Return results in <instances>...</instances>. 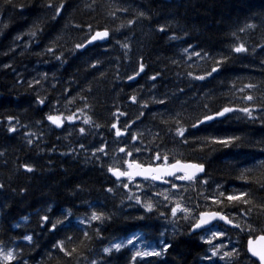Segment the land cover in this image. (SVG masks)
Instances as JSON below:
<instances>
[{
  "label": "trees",
  "instance_id": "trees-1",
  "mask_svg": "<svg viewBox=\"0 0 264 264\" xmlns=\"http://www.w3.org/2000/svg\"><path fill=\"white\" fill-rule=\"evenodd\" d=\"M49 3L64 4L60 15L47 7ZM139 13H144L143 17ZM130 19L132 24H128ZM248 19H255L258 27L238 31ZM89 25L93 32L107 27L114 33L112 42L78 52L74 45L90 35ZM159 26L166 27V35L155 30ZM32 32L36 36H31ZM171 36L177 39L170 40ZM233 41L245 43L249 51L230 53ZM124 43L127 49L121 47ZM261 46L264 0H0V183L5 185L0 192L4 204L0 210V240L8 243L10 238L25 233L33 235L30 247L28 241L15 240L29 257L28 264H91L92 260L97 264H210L202 259L208 245L202 242L201 234L190 235L188 225L199 210L212 208L241 224L242 230L225 228L227 234L220 239L224 246L226 238L236 242L237 264H256L247 253L246 239L249 233H264V214L253 206L251 214L246 215L243 210L249 205L227 202L226 196L244 191L251 193L245 198L253 205L264 201V120L252 121L240 114L196 129L191 125L205 114L204 105L209 109L250 106L254 115L264 116L259 111L264 105ZM48 47L54 48L55 55L46 51ZM205 52L223 53L229 61L223 72L200 81L195 77L210 72L214 60L219 59L204 56ZM61 54L64 63L55 58ZM97 59L99 70H93L90 64ZM140 62L145 64L144 73L129 81L127 76L133 74V68L138 71ZM189 71L191 77L187 76ZM156 73L161 75L153 84L149 77ZM36 80L39 84H30ZM248 84L256 88L248 89ZM248 94L254 96V102L243 99ZM37 95L47 98V107L35 102ZM131 95L137 96V103L128 99ZM161 99L167 109L156 102ZM145 103L149 108L143 107ZM52 107L59 111L50 112ZM78 109L92 123L85 125L82 117L74 122L75 127L67 123L61 130L44 119L46 114L67 116ZM141 112L144 115L138 120ZM8 116L15 118L16 133L6 131ZM113 122L118 126L127 122L138 134L140 145L149 151L158 148L169 162L181 159L206 166L207 177L201 179H207L208 184L193 181L183 185L193 202L188 220L178 216L175 223H169L155 213L140 220L137 217L142 209L134 202L128 205L122 189L105 195L115 179L106 169L119 166L122 156L116 149L123 145L113 142L119 140L110 127ZM178 126L187 129V143L175 134ZM79 127H85L86 133L80 134ZM210 133L237 139L233 146H222L208 141ZM29 138L32 144L27 143ZM101 144L106 145L105 154L95 153ZM148 155L146 152L139 160L148 163ZM25 164L34 171L27 172L22 167ZM150 185L141 188L143 192H161V211L170 207L172 196L165 200L161 186ZM221 191L224 196H220ZM212 195L222 203L205 199ZM57 205L75 218L93 210L112 216L100 236L95 235L93 226L75 220L76 227L55 233L58 239L72 237L66 249L76 251L69 257L52 248L53 235L40 221L44 215L41 209L49 210L53 220L62 219L59 213L51 212ZM84 231L89 236H84ZM137 231L145 234L146 242L163 239L172 247L159 260L146 257L134 261L135 249L103 253L110 240ZM211 264L225 261L215 258Z\"/></svg>",
  "mask_w": 264,
  "mask_h": 264
},
{
  "label": "snow or ice",
  "instance_id": "snow-or-ice-1",
  "mask_svg": "<svg viewBox=\"0 0 264 264\" xmlns=\"http://www.w3.org/2000/svg\"><path fill=\"white\" fill-rule=\"evenodd\" d=\"M22 7V5H21ZM47 7L52 8L56 15H60L61 9L64 7V4H60L59 6L53 5L49 3ZM139 16L143 17L144 13H139ZM55 18V17H54ZM253 21V22H248ZM255 19H248L245 20V23L243 27H239L238 31L240 32H246L248 29H255L258 27V25L254 22ZM133 21L130 19L128 21V24H132ZM161 35H166V27L165 26H159L157 29ZM89 33L90 35L85 37L82 42L76 43L74 45V50H86L91 47H99L101 44H109L112 42V37L114 33H110L109 29L107 27H103L102 30H95L93 32L92 26L89 25ZM233 36L236 35L235 32L232 33ZM31 36H36V32H32ZM170 40H176V36L168 37ZM116 43H120L119 41H116ZM183 43V42H182ZM122 48L127 49L128 44L124 43L121 45ZM191 47V45H189ZM48 53H51L55 55V51L53 47H48L46 49ZM185 52L188 51L187 48L184 49ZM249 50L246 48L245 43H235L233 41V46L229 48L230 53L235 54H244L247 53ZM261 51H264V46H261ZM194 55H201L200 53H193ZM204 56H219V59H215L214 63L215 66L212 67L210 72H205L204 75L196 76V80L203 81L206 79V77H213V74H219L223 72L224 65L228 63L229 56L225 55L223 53H203ZM57 60H59L61 63H64L61 56L55 57ZM136 62L133 61V64ZM175 63V61H173ZM100 64V61L97 59L93 63L90 64V67L93 70H99L98 65ZM7 67V65L5 66ZM145 71V64L143 62H140L138 65V71L136 68H133V74L128 75L127 79L129 81H132L136 79L137 76H139L141 73H144ZM103 75V73H101ZM161 73H156V75L149 77V80L155 84V81L157 80V77H159ZM193 74L191 71L187 73V76L191 77ZM31 83L39 84V81H32ZM248 89H255L256 86L253 84H248L245 86ZM243 91V89H241ZM167 95L166 93L164 94ZM35 102L38 105L41 106H48L47 105V98L41 97L37 95L35 98ZM130 101L133 103H137V96L131 95L128 97ZM243 99L248 102H254L255 98L253 95L248 94L244 95ZM159 103L161 107H164L167 109V104L164 99L156 101ZM85 107H88L87 104L84 105ZM144 108H149V105L147 103L143 104ZM206 112L202 115L201 119H197L194 124L191 125L193 129L199 128L202 124L211 122L214 120H219L221 118H229V115H240L243 114L242 118H247L249 120L255 121L257 118L264 120V116L257 117L254 115V111L252 107L250 106H244L235 108L232 106H222L217 109H209L207 105H204ZM52 111H59L55 107L50 108V112ZM78 111H80L78 109ZM150 111V109H149ZM170 111V110H168ZM260 112H264V105H260L259 107ZM121 115H125L124 113H121ZM144 112H141L140 115L137 117V119H140V116H143ZM13 116H8V127L6 129L7 133H16L17 127L13 123L14 121ZM44 119L48 122H50L51 125H54L57 129L63 130L65 127V121L70 122L71 127H75L74 122L79 119V117L75 114H69L67 116H64L63 113L60 114H46ZM37 124L41 123V121H37ZM83 123L85 125H88L92 123L91 118L88 116L84 117ZM179 121H177V124ZM111 129L114 130V136L116 138H119L118 141H113L114 143H121L123 146H120L116 149L122 156L120 157V166L114 167L109 166L107 167L106 171L107 173H110L112 177L115 179L111 181L112 187H108L105 191V195L107 196L110 193L115 191H120L121 189L124 191L125 198L128 201V205L134 204L142 209V214L137 217V219L143 220L146 216L152 215L153 213L157 214L158 216L165 217L169 223H175V218L178 217L181 213H188L190 209L188 207H184L181 203H174L171 204L170 207L164 208L163 211H161V208L164 207L163 202L158 199V197L161 195V192H155L152 195H149L147 192L143 191H132L130 189V184L135 180L137 177H142L145 181H162L165 184H170L171 189H176L178 187L177 183L174 181H196L199 184H208L207 179H201V176L198 174H203L204 177H207V173L205 170V165L203 163H182L180 160H175L174 162L169 163V157L167 155L161 154L158 148L151 149L149 151L148 148L140 145L138 143V134L136 132H133L130 130L129 124L127 122L123 123L121 126H118L116 122L111 123L110 125ZM80 134H85L86 129L85 127H79L78 129ZM187 129L183 127H176L175 128V134L181 138H184V142L187 143V139L185 137V132ZM31 135V134H29ZM237 138L235 136H219L215 133H210L208 137V141L213 144H219L222 146H233ZM28 144H32V139L27 140ZM200 144H203L205 142L200 141L198 142ZM264 143V142H261ZM105 147L106 145L101 144L98 148L94 149L95 153H101L105 154ZM80 148L83 149L84 145L81 144ZM146 152H149L148 155V163L141 162L139 158L143 156ZM124 157H129L130 159H125ZM151 161H157L158 163L153 164ZM163 161V162H160ZM126 165V168H125ZM26 169L27 172L31 173L34 171L33 167H31L28 164H25L22 166ZM182 173V174H180ZM166 177L172 178V180L165 179ZM127 181V182H125ZM118 185V187H117ZM5 185L0 183V192L3 191ZM137 190L143 188L142 184L136 185ZM220 188V185H217V189ZM262 188H264V185H262ZM24 189H21V192H23ZM167 191V189H165ZM220 196H224V192L219 193ZM251 193H246L244 191H239L238 194H231L229 193L226 196V201L230 203H236V202H242L243 204L249 205L247 209H244L246 215H250L252 211V207L255 206L261 214H264V201L260 202L259 204L253 205L251 201L246 199L245 197L250 196ZM168 197L165 196V200H167ZM205 199H210L214 204H220L222 203L221 200H218L215 195L207 196ZM124 201H121V204H123ZM4 204L0 202V210H3ZM74 207V205H73ZM89 207H92V205H89ZM39 211H43L44 215L40 216V221L43 224V228L45 230H48L53 235L52 240V248L57 251V253H64L65 256H72L73 253L76 251L75 248H73L71 251H68L66 249V242H71L72 237L71 236H65L64 239H58L55 237V233L60 232L61 230H68L72 229L73 227H76L73 224L74 220V214L70 212H66L63 207L60 205H57L54 209H51V212L53 214L59 213V216L61 218H57L53 220L51 216L49 215V210L47 209H41ZM37 215H39V212H37ZM112 213L106 212V211H98L93 210L90 212V214H85V216L80 219L81 225H90L95 228V235L100 236L101 233L104 231L103 225L108 222V220L111 218ZM184 219H188L187 216L183 217ZM213 221H223L227 225H231L233 229H241L240 223H234L233 219H230L228 215L222 213L220 210L215 211H204L199 210L198 216L194 215V218L192 219V222L188 225L190 232H196L197 230H201L203 235L201 237L202 242L208 245V248L205 250V253L203 254L202 259L209 261L211 264L212 258H218L221 261H225V264H237V258L239 257V251L233 247L230 251H224L222 255H220V248L222 245L220 243H213L214 239L220 238L225 236L227 233L224 230L220 231H213L212 230V222ZM94 222H96L94 224ZM247 227L251 229V224H248ZM252 231H256V229H252ZM261 231H264V229H261ZM84 236H89V233L87 231H84ZM164 236V233H161V237ZM16 239H21L23 241H28V246L30 247L33 242V235L30 234H23L22 236L18 238H10L8 243H5L4 241L0 240V264H28L29 257H26L23 253L22 248L15 243ZM135 239V236H133V240ZM133 240H128V244H132ZM257 241H260V246L255 247L253 246V239L251 236V233H249V239L247 242V252L251 254V257H257L259 260V264H264V235H260L256 237ZM162 247L157 250L156 248H153L151 251H135L133 254L132 259L135 261L136 258L139 257H155V258H162L167 253L168 250L172 247V244L165 243L164 240H161ZM122 244H112V248L119 250L121 249ZM210 251V256L208 255ZM110 248L104 247L103 253H109ZM91 264H97L96 260H92Z\"/></svg>",
  "mask_w": 264,
  "mask_h": 264
},
{
  "label": "rangeland",
  "instance_id": "rangeland-1",
  "mask_svg": "<svg viewBox=\"0 0 264 264\" xmlns=\"http://www.w3.org/2000/svg\"><path fill=\"white\" fill-rule=\"evenodd\" d=\"M77 115V114H76ZM78 116V115H77ZM213 231H220L221 229H218L216 226L212 228ZM221 239L220 238H217V239H214L213 240V243L216 244V243H222V242H219L218 240ZM128 240H133V236L131 238H129ZM128 240L122 242L123 245L125 244H128ZM141 242H139V236L138 235H135V239L133 240V243L132 244H128V245H135V244H139ZM142 247V244L139 245V248ZM147 248H145L144 251H151L154 247L151 245V246H146ZM222 255V254H220Z\"/></svg>",
  "mask_w": 264,
  "mask_h": 264
},
{
  "label": "water",
  "instance_id": "water-1",
  "mask_svg": "<svg viewBox=\"0 0 264 264\" xmlns=\"http://www.w3.org/2000/svg\"><path fill=\"white\" fill-rule=\"evenodd\" d=\"M212 122V121H211ZM207 123H210V122H207ZM182 163H193V162H182ZM180 174H182V173H180ZM166 178H170V177H166ZM165 178V179H166ZM135 179H143L142 177H137V178H135ZM156 182H161V183H163L162 181H156ZM215 221H213L212 222V224L214 223ZM222 223H225V222H223V221H221ZM198 231H200V230H197L196 232H198ZM260 241H257L256 239H253V246H255V247H259L260 246ZM250 254V253H249ZM250 256H251V254H250ZM252 258H254V259H256L257 261H259L258 260V258L257 257H252Z\"/></svg>",
  "mask_w": 264,
  "mask_h": 264
}]
</instances>
